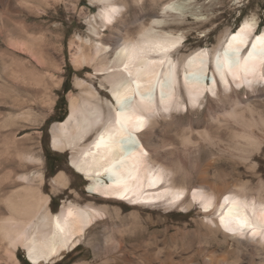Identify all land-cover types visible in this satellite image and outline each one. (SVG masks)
Here are the masks:
<instances>
[{"label": "bare ground", "instance_id": "1", "mask_svg": "<svg viewBox=\"0 0 264 264\" xmlns=\"http://www.w3.org/2000/svg\"><path fill=\"white\" fill-rule=\"evenodd\" d=\"M96 1L102 4L100 27L124 23L127 1ZM169 15L204 19L190 2L173 1L163 8L162 19L156 12L147 14L149 23L140 22L135 38L127 36L121 43L116 39L110 49L94 41L92 53L79 51L82 59L97 61L96 71L105 75L112 99L102 100L98 91L85 87L80 97L70 99V116L52 127V146L71 149L72 166L88 182V192L104 203L63 202L54 213L50 197L25 177L27 185L3 200L9 213L0 215V240L8 242V250L21 244L31 263L54 264L101 227L109 247L101 264H264V90L258 89L264 85V66L250 60L255 72L240 69L239 79L223 66L237 48L241 63L248 59L264 29L257 32L255 16L246 18L216 47L176 58L185 36L160 30ZM134 18L141 20L137 11ZM92 33L98 36L99 27L93 26ZM89 46L85 41L84 47ZM254 54L259 57V45ZM158 79H170L171 84L162 87ZM84 83L77 85L84 88ZM121 101L134 108L128 114L131 120L125 121V135L132 131L137 142L131 154L109 140L121 128L117 121L125 119L118 116ZM137 117L143 126L133 131L131 126L141 123ZM209 149H216L218 156L211 153L199 167V182L193 183L192 173ZM221 160L228 164L215 168ZM239 165L257 180L255 186L235 178L234 167ZM212 168L218 171L215 179L208 175ZM52 182L55 192L68 185V177L60 172ZM127 207L131 210L126 214ZM178 213L182 219L193 214L192 220L176 224L171 215ZM158 225L164 229L150 232ZM172 229L175 233L167 238ZM155 252L164 255L156 258ZM137 255L144 256L141 262ZM189 256L198 262L190 263Z\"/></svg>", "mask_w": 264, "mask_h": 264}, {"label": "rangeland", "instance_id": "2", "mask_svg": "<svg viewBox=\"0 0 264 264\" xmlns=\"http://www.w3.org/2000/svg\"><path fill=\"white\" fill-rule=\"evenodd\" d=\"M124 1H127V9L123 11L124 23L113 22L107 29L97 23L102 4L96 0H0V215L7 212L4 201L11 191L27 185L25 177L33 179L30 181L33 188H40L50 197L49 206L54 213L60 211L63 202L80 205L104 203L88 192V182L72 166L71 149L62 151L52 146V127L70 116L71 98L80 97L86 88H91L98 91L102 100L112 99L109 88H106L108 85L103 82L105 75L96 71L97 61L82 59L81 49L92 53L94 41H100L110 49L116 39L121 43L129 38L127 36L135 38L138 25L149 23L147 14L156 12L162 19L163 8L173 1L190 2V8L204 17L197 20L191 15L182 19L167 16V23L160 30L185 36L176 58L187 56L199 48L216 47L226 34L237 31L246 18L255 16L258 19L257 32L264 29V0H156V3L141 0L138 5L134 0ZM135 11L141 17L138 22L134 18ZM93 26L99 27L98 36L92 33ZM87 40L89 48L84 47ZM77 82H85L88 86L82 88ZM258 89L264 90V85ZM204 109L205 106L200 111ZM211 153L218 156L216 149L202 153L198 169L192 173L193 183L199 182V167L206 163ZM222 163L228 164V160L215 162V168ZM239 166L234 167L235 178L249 180L251 186H255L257 180ZM215 168L208 172L211 179L218 175ZM60 172L68 177V185L54 192L52 189L56 186L52 179ZM130 210L127 207L125 213ZM192 216L188 214L182 219V213L171 215L176 224H187ZM163 229L158 225L150 232ZM101 232L103 229L98 227L75 251L54 264L104 262L109 247L105 246L104 232ZM174 233L172 229L167 238ZM159 238L162 240L164 235L159 234ZM0 245V264H34L29 261L27 250L21 244L15 250L10 248V251L7 241L0 240ZM163 255L154 253L156 258ZM143 257L137 255L140 262ZM187 260L198 262L196 257L189 256ZM181 264H186V261Z\"/></svg>", "mask_w": 264, "mask_h": 264}, {"label": "snow or ice", "instance_id": "3", "mask_svg": "<svg viewBox=\"0 0 264 264\" xmlns=\"http://www.w3.org/2000/svg\"><path fill=\"white\" fill-rule=\"evenodd\" d=\"M114 12L118 11L117 9H113ZM252 25H249L248 27L251 28ZM233 40H236L237 37L234 35L232 37ZM243 43V41H240ZM259 45V57H257L254 53L257 49V46ZM252 52H249L248 54V59H246L243 63H241L239 59V49L237 48L235 52L232 55V59L229 61L228 59H225L223 61V66L233 70L232 75L235 79H239L240 76L238 74L240 69H243L246 74L249 72L254 73L255 72V64L249 68V61H256L258 59V62L264 66V35L258 36L256 38V41L252 44ZM152 63H155L154 61ZM161 64L164 63V61H160ZM221 66V62L218 60L217 62V67L219 68ZM167 76L170 78L172 76V73L169 72ZM197 79H200V77H197ZM171 84V80L168 79L167 81L165 80H157V83L161 84L163 87L165 83ZM212 83H216L215 80H212ZM213 95H215V92H212ZM161 97L163 98V91L161 92ZM130 97H126L125 101L130 100ZM171 99V97H169ZM134 108L132 104L125 103L124 101H121V112L118 113V116H123L125 119L124 120H118L117 123L121 124L120 130L117 132L116 136H110L109 140L112 141L117 145V147L120 149V151L124 153H134L137 151V142L135 137L132 135V131H129L127 135H125V129L128 127V124L125 121H130L131 117L128 115L129 113L133 112ZM137 119L141 120L140 124H133L132 130L134 131L136 128L142 127L143 126V121L142 118L137 117ZM103 140V137L101 138ZM99 146V145H98ZM210 198H209V204H210ZM241 226H244V222L241 221Z\"/></svg>", "mask_w": 264, "mask_h": 264}]
</instances>
